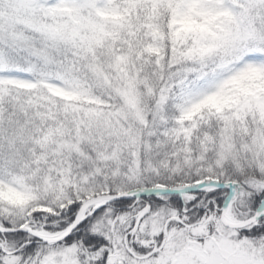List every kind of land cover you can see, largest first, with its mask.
I'll list each match as a JSON object with an SVG mask.
<instances>
[{"label":"snow or ice","instance_id":"1","mask_svg":"<svg viewBox=\"0 0 264 264\" xmlns=\"http://www.w3.org/2000/svg\"><path fill=\"white\" fill-rule=\"evenodd\" d=\"M0 264H264V0H0Z\"/></svg>","mask_w":264,"mask_h":264}]
</instances>
